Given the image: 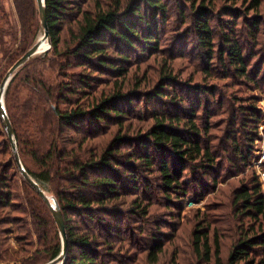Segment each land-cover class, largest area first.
Segmentation results:
<instances>
[{"label": "trees", "instance_id": "1", "mask_svg": "<svg viewBox=\"0 0 264 264\" xmlns=\"http://www.w3.org/2000/svg\"><path fill=\"white\" fill-rule=\"evenodd\" d=\"M189 1L190 6L186 3L178 9L193 31L206 72L213 76L221 65L219 69L229 79L227 87L240 80L261 88L264 50H256L264 49L259 36L264 25L260 16L263 0H242L245 13L252 16L245 18L246 32L241 37L235 30L238 20L222 22L220 33L213 26L217 0ZM46 4L51 48L45 59L33 61V67L16 84L15 74L5 94L6 109L26 170L38 181L52 184L62 209L68 236L64 264H112L116 249L132 245V232L123 236L126 224L122 209L126 198L140 191L142 173L153 179L143 184L139 193L159 186L169 200L174 195L182 199L190 193L205 195L211 184L215 187L220 181L226 166L237 174L249 168L263 119L260 96L233 98L229 104L220 96L208 104L209 97L220 94L217 84L179 90L180 77L165 63L160 81L148 84L149 91L141 90L137 100L143 84L130 88L132 65L161 51L162 33L170 19L167 1L46 0ZM14 5L23 38L11 66L36 43L40 27L36 0H14ZM222 15L242 16L231 6ZM4 35L0 24L1 41ZM248 39L254 46L248 45ZM49 70L56 72L55 80ZM5 74L0 77V86ZM103 77L119 80L109 90L93 89L94 83L111 82ZM16 89L18 94L24 90L19 103L14 99ZM145 97L148 105L144 112L133 114L131 108L137 109ZM150 99L156 100V105ZM213 104L226 106L230 112V130L223 129L220 136L213 130L221 126L211 122ZM0 124L6 135L5 144L0 145V263L52 260L62 251V243H54L56 230L52 231L55 226L59 229L58 224L48 203L22 174L1 117ZM18 178L32 194L25 207L19 206L21 199L16 194ZM142 202L139 198L134 202V213L147 216L150 206ZM233 205H238L236 215L242 220L251 217V225L225 262L217 241L212 251L211 222H200L194 232L198 264H264V190L255 171L240 180ZM34 233L41 242L46 236V245L40 244L35 252L40 256L20 257V249L8 244L13 234L23 237ZM163 248V244L154 243L148 250V261L157 263ZM123 263L125 260L118 262Z\"/></svg>", "mask_w": 264, "mask_h": 264}, {"label": "rangeland", "instance_id": "2", "mask_svg": "<svg viewBox=\"0 0 264 264\" xmlns=\"http://www.w3.org/2000/svg\"><path fill=\"white\" fill-rule=\"evenodd\" d=\"M166 1L170 7V19L167 27L162 33L163 39L161 51L157 52L156 55L151 58L139 59L132 65L133 71L132 77L130 78V88H134L139 84V82H142L143 84L139 91H137L138 93H136L138 98L137 100H140L139 92L141 90L147 92V90L149 89L148 84L155 85L160 81V78H162L161 75L164 70L163 66L165 63H169V65L174 69L175 74H177L182 81L181 86L178 87L179 90L183 89L184 87H187L188 89L191 86L197 84L202 86L208 85L210 83L217 84V86L220 88V94H217L216 97H209L207 99L208 104H211L213 101H215L214 98H219L220 96H224L225 99H227L228 104L230 101L233 103V98H235L236 100L238 98H242V96H247L250 94L260 96V100H258V106L262 110L263 119L259 123L258 134L255 137L254 141V154L252 156V163L250 164L249 168H247L242 173L237 174V172L231 171L229 167L226 166L224 168V172H222L220 181L215 184V187L212 184L211 186L209 185V190L205 193V195L201 196L198 193H196L195 195L193 193H190L184 196L185 199L174 195L171 196V198L168 200V197H165L163 190L159 186L156 187L153 191L149 189L145 190L143 193H139L142 192V185L144 184L143 186H146L147 181L153 179V177L148 175L147 173L141 174L140 172L141 177L138 184L141 189L140 191H138V193H135L134 195L126 198L127 203L124 206L125 209H122L125 210L126 224V226L124 227L123 236H126L128 234V231L130 230L132 232V245L124 249H116L113 253V256L111 255V258L116 260L113 261L112 264H118V262H120L121 260H125L126 263L123 264H198V258L194 251V232L196 229H198V225L203 220L211 222V227L208 230L210 232L209 240L211 242L212 251L215 252V241H217L220 245L221 257L226 262L233 250L234 245L238 242L240 237L244 235V232L252 223L251 217H245V219L242 220V216L236 215L238 205L236 207L233 205L235 189L240 185L241 179L248 177V175L255 171L262 181L264 190V159L260 164V169L257 167L262 152L264 151V84L261 85V88L256 89L254 88V85H250L251 83H242V81L238 80L234 81V83L237 84L232 85V87H227L225 84L229 82V79L226 78V76L223 74V71L219 69L221 65L216 67L213 76H210V74L206 72V61L203 57L200 56V53L197 50L193 31L192 29H190V25L188 23L186 24L183 22L180 15V9H178V6H190V1ZM233 1L235 0H217V8L215 9V16L217 17V19L213 23V26L216 28L217 32L220 33L224 28L222 22H227V20H238L236 21L237 26L235 27V30H237L238 34L241 37L242 34L246 32L245 18L249 15L245 13L246 9L245 6L242 5V0H238L237 3ZM227 6H231L234 11L239 10L242 16L240 18H237L236 16L229 17L222 15ZM251 14L250 16H252ZM250 16L248 17V19H250ZM260 16L264 17V0L261 7ZM0 18H2L0 21L1 27L5 32V35L2 36V41L0 40L1 77L12 67L11 62L14 59L13 57L17 56L16 54L18 53L23 38L21 24L15 9L14 0H0ZM43 34L44 28L42 26L40 18V27L36 31L35 41L37 42ZM259 36L264 42V25H262ZM247 43L248 45L254 46V43L251 42L250 39L247 40ZM50 45H52V43L48 42L47 47H49V49L51 48ZM262 50L264 49H257L256 52H262ZM46 51H43L28 60L27 62H30L31 64L27 66L25 65L27 63L26 62L15 72V74H17L15 84L22 77H24L27 72L30 71V68L33 67L32 63H34V60L39 58L45 59ZM252 64H255L257 67L258 63L256 60H254ZM48 74L52 79L55 80V71L49 70ZM102 79H110L111 82L107 83L104 80V83H94L93 89L99 88V92L101 89L109 90L114 84L113 82L115 80H119L117 77H103ZM190 82L191 84H188ZM17 89L20 90L19 88ZM17 89L14 92L15 103H19L18 98L23 97L24 95V90H21L18 94ZM146 100H148V98L145 97L137 109L133 110L134 107L131 108L133 114L144 112L143 108H146L148 105ZM151 101H154L156 105V100ZM157 106L159 107L160 104H158ZM210 108L213 111V114H211L210 116L212 117L211 122L214 124V126L215 124H219L221 126L218 127L221 131L215 128L213 130L214 133L220 136L223 132V129L225 131V129L227 128V130L229 131L230 129L227 127V122L231 119L229 108L227 110L226 106L225 108H218V105L216 104L210 105ZM4 134L5 132L3 131L0 124V145L5 144L6 135ZM220 142H222V140ZM220 142H218L217 144H219ZM123 147L129 150L132 149L131 147L125 145ZM4 158L6 159L8 158V156L5 155ZM38 182L43 186L47 194L54 195L52 193L51 183L44 181ZM15 189L16 194L21 199L19 206H28L27 200H30L32 194L29 189L22 183V180L20 178L16 179ZM138 198L143 201L142 203L144 206H150V212L147 216H143L141 213H134V202ZM45 218L46 217L44 215V226L46 221ZM55 227L52 228L53 233L56 230L54 243H62L61 233L59 229H57V226ZM43 243L44 245H46V236H44V239L41 242L38 235H36L35 233L32 236L26 234L23 237H17L13 234L10 237V241L8 242V244L12 245L11 248L20 249V253L17 254L18 256H25L27 258H35L37 256H40L38 255V253L35 254V252L40 244ZM154 243H157L158 245H164V250L161 253L159 261L157 263H151L147 259L148 250L151 246L154 245ZM10 252L13 254L12 249H10ZM8 256V254H4V257L8 258ZM66 258L67 255L63 261V264L66 263ZM49 261L50 260H44L43 263L39 264H44ZM8 264L18 263L9 261Z\"/></svg>", "mask_w": 264, "mask_h": 264}, {"label": "water", "instance_id": "3", "mask_svg": "<svg viewBox=\"0 0 264 264\" xmlns=\"http://www.w3.org/2000/svg\"><path fill=\"white\" fill-rule=\"evenodd\" d=\"M39 12H40V18L41 23L44 28V34H43V40H47L49 43H51V37H50V28L48 24V17H47V4L46 0H37ZM42 43L40 40H38L21 58H19L15 64L8 70L7 74L5 75L1 86H0V117L4 123V126L6 127L7 133L9 135V138L11 140V144L13 147L14 155L16 158V161L19 165V168L24 175V177L34 186V188L42 195V197L45 199V201L48 203L49 207L51 208V211L53 212V215L55 217V220L58 224L59 231L62 236V251L61 253L54 259L50 260L47 263L44 264H63V261L67 255L68 250V236H67V230H66V224L65 219L62 213V209L59 205V202L55 195L47 194L46 190L43 188V186L26 170L20 153L18 149V143L17 138L15 135V130L12 125L11 119L8 115L6 105H5V93L7 90V87L12 80L15 72L24 65L28 60L36 56L37 54L46 51L49 49V47H46L42 49L41 47ZM51 46V45H50Z\"/></svg>", "mask_w": 264, "mask_h": 264}, {"label": "bare ground", "instance_id": "4", "mask_svg": "<svg viewBox=\"0 0 264 264\" xmlns=\"http://www.w3.org/2000/svg\"><path fill=\"white\" fill-rule=\"evenodd\" d=\"M43 35L39 38L40 42L42 43L41 47L42 49L46 48L48 46V41L47 40H43Z\"/></svg>", "mask_w": 264, "mask_h": 264}, {"label": "built area", "instance_id": "5", "mask_svg": "<svg viewBox=\"0 0 264 264\" xmlns=\"http://www.w3.org/2000/svg\"><path fill=\"white\" fill-rule=\"evenodd\" d=\"M263 159H264V151L262 152V155H261V158H260V161H259V163L257 164V167L260 169V164H261V162L263 161ZM263 174V173H262ZM261 174V175H262Z\"/></svg>", "mask_w": 264, "mask_h": 264}]
</instances>
